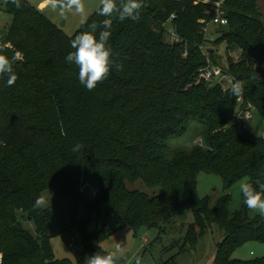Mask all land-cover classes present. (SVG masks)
Here are the masks:
<instances>
[{
  "label": "trees",
  "instance_id": "16d2710c",
  "mask_svg": "<svg viewBox=\"0 0 264 264\" xmlns=\"http://www.w3.org/2000/svg\"><path fill=\"white\" fill-rule=\"evenodd\" d=\"M138 20L120 21L99 15V8L68 36L35 4L10 0L5 12L11 24L0 31V55L13 61L17 75L8 87L0 77V254L3 264H84L55 258L51 244L53 213L34 202L48 188L60 197L83 199L84 189L99 190L88 207L91 219L105 202L120 230L169 223L182 206L193 222L186 240L195 243L212 224L224 238L213 264H264L232 258L249 241L264 243V218L250 217L244 203L228 210V192L243 178L258 191L264 184V137L242 121L234 122L237 103L251 105L264 120V18L257 0H222L226 25H215L213 49L224 45L228 73L244 81V94L233 97L218 82L198 78L206 56V4L195 0H142ZM175 19L169 21L171 14ZM111 22L113 67L107 79L89 91L79 81V68L65 57L74 51L71 40L97 24ZM165 25H173L178 41L168 40ZM212 25V24H211ZM211 25L209 31L212 30ZM212 33V32H210ZM213 34V33H212ZM237 53L234 59L228 53ZM213 62L215 53L209 52ZM116 65L120 68L117 69ZM230 88V87H229ZM197 121L201 142L185 150L171 148ZM62 130L66 134H62ZM79 151H73L77 145ZM199 172L219 175L224 194L214 207L197 192ZM141 181L162 192L148 196L128 188ZM33 222L36 236L22 225ZM90 219L75 225L84 255L106 254L97 247L105 234L89 229Z\"/></svg>",
  "mask_w": 264,
  "mask_h": 264
},
{
  "label": "rangeland",
  "instance_id": "374dc122",
  "mask_svg": "<svg viewBox=\"0 0 264 264\" xmlns=\"http://www.w3.org/2000/svg\"><path fill=\"white\" fill-rule=\"evenodd\" d=\"M32 4H36L39 0H29ZM3 7L0 11V31H5L11 24V16L5 12V2L2 0ZM84 5L83 13H77L75 9L66 11L61 14L59 8L53 9L55 12L53 21L62 30L71 36L85 22V20L96 10L101 7V0H82ZM259 10L264 18V0H257ZM52 6L49 7V10ZM64 22V23H62ZM64 24V25H63ZM215 25H211L212 32L215 37ZM167 35V39L171 40V36ZM215 56L217 65L227 69L225 62L226 53L224 45L215 47ZM237 59V53H228ZM227 81V80H225ZM212 82H217L213 80ZM228 84V82H225ZM242 99L237 103V112L234 122L241 120L246 128H249L255 135L264 137V120L251 107L247 105L240 108ZM237 115L238 118H237ZM197 121L190 124L188 131L181 137L172 138L169 142L171 148L189 149L196 143H200L202 139L200 127ZM247 178H243L236 182L232 189L228 192L231 199L228 210L232 214L233 211L240 209L243 205L240 185L245 183ZM197 192L200 198L209 197L210 207H214L218 199L224 194V185L222 178L216 174L199 172L197 176ZM128 188L144 192L148 196H154L162 192L161 188L147 187L143 182L136 181L128 183ZM41 196L47 200L44 208H50L53 213L51 224L50 244L54 256L58 260L69 259L72 262L80 258H86L83 249L79 246L77 238L79 232L75 225L90 219L89 229L98 231V225L103 229L104 239L97 243V247L106 253L115 251L119 246L122 251L119 253V264H135L137 257L140 258L141 264H213L217 246L224 238L222 229L217 224H212L203 234L198 235L195 243L186 240L187 230L193 222V214L189 206L180 207L174 214L172 220L163 225L162 229L158 228H142L135 235L130 227L118 229L117 222L113 214L107 212V204L101 202L98 209L93 213L94 218L91 219L88 207L95 200L92 194V187L84 189L83 199L77 203L72 197H60L55 188H48L41 193ZM250 217L260 215L258 210L249 209ZM22 225L33 236H36V227L33 222L21 220ZM98 224V225H97ZM74 238V240H73ZM264 257V243L258 241H249L238 246L232 253L233 259L242 261H250Z\"/></svg>",
  "mask_w": 264,
  "mask_h": 264
},
{
  "label": "clouds",
  "instance_id": "9594fccd",
  "mask_svg": "<svg viewBox=\"0 0 264 264\" xmlns=\"http://www.w3.org/2000/svg\"><path fill=\"white\" fill-rule=\"evenodd\" d=\"M17 8L22 6V0H10ZM53 9L59 8L61 14L75 9L77 13H83L84 5L82 0H50ZM142 0H101L99 15L111 17L115 15L120 21L125 19L138 20L140 9L143 7ZM90 31H85L75 35L71 40V48L74 51L65 57L67 63H74L79 68L78 79L80 83L89 91L94 90L99 83L108 78L112 61V48L109 44L111 37V22H103V30L97 36V24L89 26ZM16 57L9 59L5 55H0V77L7 76L6 84L11 87L18 78L13 70V61ZM117 69L120 68L116 65ZM245 84L241 79H233L228 91L239 98L244 94ZM62 134H66L62 130ZM81 145L77 144L73 151H79ZM240 192L244 198L245 205L251 210H258L260 216L264 218V184L260 185L258 191L251 183L240 185ZM47 205V200L43 196H38L34 202V207L42 209ZM122 249L117 246L115 251L101 255L99 252L87 256L84 264H119ZM135 264H141L139 257Z\"/></svg>",
  "mask_w": 264,
  "mask_h": 264
},
{
  "label": "built area",
  "instance_id": "2783aa9c",
  "mask_svg": "<svg viewBox=\"0 0 264 264\" xmlns=\"http://www.w3.org/2000/svg\"><path fill=\"white\" fill-rule=\"evenodd\" d=\"M195 1L196 2L201 1L206 4V12H207L206 14L207 16L211 18L209 22H205L204 19L199 20V22L204 25L203 33L205 36V42L199 46V49L203 53V55L206 56V64L204 65V67L199 69L198 78L205 82H211L213 80H216L221 85L222 90L225 91L229 89L234 78L228 73L227 71L228 69H224L220 65L215 64L213 60H211L210 56H208L209 52L211 53L215 52V50L211 46L212 44H210L215 39V35L210 33L209 26L211 24L226 25L228 23L227 19L223 16L222 0H195ZM47 2L48 4H51L50 0H48ZM3 5L4 4L2 0H0V11ZM169 19H170L169 20L170 22L173 19H175V13L171 14ZM164 28H165V31L169 34V36H171V41H174V42L178 41L176 29L174 28L173 25H165ZM1 45L2 43L0 41V48H1ZM225 82H228V84H226ZM238 116L239 115H237V118ZM98 193H99L98 189L96 188L92 189L93 196H96ZM76 241L79 242V246L82 248L83 245H82L80 238H77ZM0 264H3L2 254H0Z\"/></svg>",
  "mask_w": 264,
  "mask_h": 264
},
{
  "label": "crops",
  "instance_id": "0c3cea01",
  "mask_svg": "<svg viewBox=\"0 0 264 264\" xmlns=\"http://www.w3.org/2000/svg\"><path fill=\"white\" fill-rule=\"evenodd\" d=\"M47 1L48 0H39L35 5L37 6V8L39 10L43 11L52 20V18L50 16H53L54 17L55 12L53 11V8H51L49 10V7L51 6V4H48ZM62 23H64V22H62Z\"/></svg>",
  "mask_w": 264,
  "mask_h": 264
}]
</instances>
